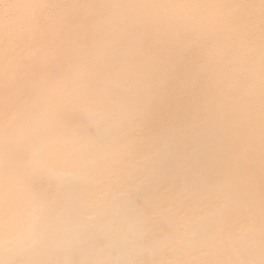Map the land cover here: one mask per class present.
<instances>
[{"label": "snow or ice", "instance_id": "obj_1", "mask_svg": "<svg viewBox=\"0 0 264 264\" xmlns=\"http://www.w3.org/2000/svg\"><path fill=\"white\" fill-rule=\"evenodd\" d=\"M0 264H264V0H0Z\"/></svg>", "mask_w": 264, "mask_h": 264}]
</instances>
